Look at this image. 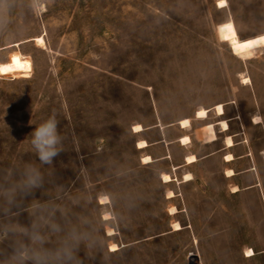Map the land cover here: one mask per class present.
<instances>
[{"label": "rangeland", "instance_id": "obj_1", "mask_svg": "<svg viewBox=\"0 0 264 264\" xmlns=\"http://www.w3.org/2000/svg\"><path fill=\"white\" fill-rule=\"evenodd\" d=\"M220 1L0 0V64L21 56L30 62L28 78L0 74V182L5 173L18 180L27 164L44 175L15 223L29 226L37 204H54L64 232L50 234L49 246L79 227L89 236L80 264H195L190 257L198 252L202 264H263L264 257L243 258L244 241L204 239L197 246L185 234L118 252L115 244L110 253L98 222L96 200L109 194L113 226L121 228L112 242L126 245L168 229L154 173H125L137 160L130 128L151 122L153 99L169 121L229 100L249 78L264 87V48L246 61L229 44L264 35V0H223L218 8ZM53 111L63 150L41 165L28 142ZM215 233L209 225L208 236ZM12 252L0 239V264H9Z\"/></svg>", "mask_w": 264, "mask_h": 264}, {"label": "crops", "instance_id": "obj_2", "mask_svg": "<svg viewBox=\"0 0 264 264\" xmlns=\"http://www.w3.org/2000/svg\"><path fill=\"white\" fill-rule=\"evenodd\" d=\"M240 84L242 87L239 86L229 100L195 108L175 120L165 121L155 99L152 100L151 122L135 124L142 127L140 132H133V126L130 128L132 150L137 160L135 167L125 173H154L168 229L150 237H137L139 241L126 245L112 242L117 240L121 228L113 226L114 217H117L113 197L104 194L101 197H107L109 203L100 204V197L96 204L103 211L98 222L102 225V238L108 243V252L111 244L118 246L115 251L118 252L144 241L185 234L192 245L197 246L204 239L244 241L239 245L245 260L256 261L264 257V87L253 86L250 78L248 84ZM218 105L223 109L221 115L216 111ZM201 109L207 112L204 119L197 117ZM257 117L259 123L253 120ZM185 120L190 122L188 127L181 125ZM220 122L227 124V130L221 129ZM208 125H213L216 137L204 142L200 131ZM185 137L188 141L184 144L182 139ZM228 138L232 141L231 146L226 143ZM140 142L146 146L138 148ZM28 145L31 146L30 140ZM76 149L79 155V147ZM97 150L91 156L96 155ZM227 156H231L230 161H226ZM189 157H194L195 161L189 163ZM144 158H149V162L143 163ZM227 171L232 172L230 177L225 176ZM163 176H168L170 182L165 183ZM186 176L191 179L185 180ZM167 191L173 197L167 198ZM223 197L230 199L231 204L220 202ZM170 208H175L177 213L170 215ZM105 213H109L112 219L103 220ZM173 223H179L182 229L173 232ZM209 225L216 226L215 236H208ZM108 229L114 231L113 236L106 235ZM248 249L254 252V256L245 257ZM192 255L197 256L202 264L199 252Z\"/></svg>", "mask_w": 264, "mask_h": 264}, {"label": "clouds", "instance_id": "obj_3", "mask_svg": "<svg viewBox=\"0 0 264 264\" xmlns=\"http://www.w3.org/2000/svg\"><path fill=\"white\" fill-rule=\"evenodd\" d=\"M55 111L30 133V145L41 165H51L63 150ZM44 186V175L34 164H27L13 180L7 173L0 182V239L11 242L9 264H80V245L89 244V236L79 227L67 231L56 246H49L50 234L64 232L55 221L54 204H37L36 219L29 226L14 222L22 203ZM46 214V215H45Z\"/></svg>", "mask_w": 264, "mask_h": 264}, {"label": "bare ground", "instance_id": "obj_4", "mask_svg": "<svg viewBox=\"0 0 264 264\" xmlns=\"http://www.w3.org/2000/svg\"><path fill=\"white\" fill-rule=\"evenodd\" d=\"M225 6H226V2L223 1V0L218 3V8H224ZM37 41L40 43L43 40L38 38ZM229 44H230V48H231V51H232L233 55L241 57V58H243L245 60H248V59L252 58L253 54L257 50L264 48V35L256 36V37H253V38H250V39H246V40H242V41H239V40H236V39H232V40H230ZM29 73H30V62H29V60L26 57H23V56H21V58H19L15 63L0 64V74H13L16 78H17V76L20 77V78H28L29 77ZM216 111H217L218 115L223 114L222 106L218 105L216 107ZM206 116H207V112L205 110H203V109H201V110H199L197 112V117L198 118L204 119V118H206ZM253 120L256 123L260 122V118H258V117L253 119ZM189 123L190 122L185 120V121L181 122V125L183 127H188ZM220 127H221L222 130H227V128H228L227 124L225 122H222ZM140 131H142V127L140 125H136V126L133 127V132L136 133V132H140ZM200 136H201V138H202V140L204 142L213 141L215 139V137H216L213 125H208L205 128H203L200 131ZM187 141H188L187 137H185V139H182V143H184V144ZM226 143H227L228 146H231L232 145L231 139L228 138L226 140ZM145 146L146 145H145L144 142L138 143V148H143ZM225 159H226V161H230L231 160V156H227ZM187 161L189 163H192V162L195 161V159H194V157H189L187 159ZM148 162H149V158H144L143 159V163H148ZM231 175H232L231 171H227L226 174H225V176H227V177H230ZM186 177H189V176H186ZM186 177H185V180H187ZM162 179H163V181L165 183L170 182V178L168 176H163ZM166 197L167 198H171V197H173V194L171 192L167 191L166 192ZM108 203H109V199L107 197H102L100 199V204H108ZM168 213L170 215H174V214L177 213V211H176L175 208H170L168 210ZM110 219H111L110 214H108V213L104 214L103 220H110ZM180 229H181V227H180L179 223H173L172 224V230L173 231H179ZM106 235L107 236L114 235L113 230L112 229H108L107 232H106ZM115 250H117V246L115 244H112L110 246V251H115ZM248 253H251V254L249 255ZM253 255H254V253H253V251L251 249L246 251L245 256L247 258H250Z\"/></svg>", "mask_w": 264, "mask_h": 264}, {"label": "built area", "instance_id": "obj_5", "mask_svg": "<svg viewBox=\"0 0 264 264\" xmlns=\"http://www.w3.org/2000/svg\"><path fill=\"white\" fill-rule=\"evenodd\" d=\"M190 260H194L195 264H200L198 257H194V255H192V257H190Z\"/></svg>", "mask_w": 264, "mask_h": 264}, {"label": "snow or ice", "instance_id": "obj_6", "mask_svg": "<svg viewBox=\"0 0 264 264\" xmlns=\"http://www.w3.org/2000/svg\"><path fill=\"white\" fill-rule=\"evenodd\" d=\"M245 82H247V81H245ZM186 179H191V177L190 176L186 177ZM233 191H235V189ZM248 254L250 255L251 253H248Z\"/></svg>", "mask_w": 264, "mask_h": 264}]
</instances>
